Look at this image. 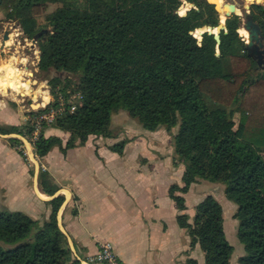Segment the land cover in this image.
<instances>
[{
    "label": "trees",
    "instance_id": "obj_1",
    "mask_svg": "<svg viewBox=\"0 0 264 264\" xmlns=\"http://www.w3.org/2000/svg\"><path fill=\"white\" fill-rule=\"evenodd\" d=\"M187 1L194 7L180 15V0H0L4 18L17 22L28 39L48 30L38 39L37 66L55 73L50 93L57 87L65 92L73 76L83 95L80 107L53 123L70 134L66 144L41 135L36 152L43 157L55 145L65 152L92 134L110 137L120 110L146 131L172 129L173 163H183L185 171L183 186L171 185L169 196L184 210L183 194L193 182L220 183L237 205L240 264H264V70L246 53L238 15L226 18L220 44L206 32L198 41L192 32L216 26L219 12L207 0ZM57 2L63 5L44 15L42 28L35 26V17ZM250 14L264 36V5L253 4ZM23 126L12 130L21 134ZM9 141L16 145L20 139ZM124 146L122 141L109 148L122 154ZM39 184L47 195L56 191L42 170ZM63 201L62 195L50 199L44 219L0 207V264H81L58 226ZM177 221L190 246L199 243L205 252V264H229L233 248L212 195L195 206L192 223L183 213ZM184 264L198 263L189 258Z\"/></svg>",
    "mask_w": 264,
    "mask_h": 264
},
{
    "label": "crops",
    "instance_id": "obj_2",
    "mask_svg": "<svg viewBox=\"0 0 264 264\" xmlns=\"http://www.w3.org/2000/svg\"><path fill=\"white\" fill-rule=\"evenodd\" d=\"M62 5L50 3L47 13ZM14 94L24 99L11 91L0 98V128L6 131L0 132V207L44 219L51 212L49 200L64 196L57 219L72 255L79 260L95 254L99 242L109 241L125 264H184L189 258L205 264V252L199 243L190 246L188 232L179 225L177 216L186 214L192 223L195 206L212 195L222 207L223 230L233 247L229 264H240L244 246L237 237L238 222L233 217L237 205L225 197L220 183L193 182L183 194L184 210L178 209L169 196L171 185L183 186L185 171L183 163H173L171 137L167 142L141 137L126 143L122 154L109 148L113 142L94 140L96 136L65 152L55 145L42 161L46 167L43 173L56 191L53 195L43 192L40 169L29 167L9 141L19 137L12 128H20L25 117L22 105L5 100ZM162 132L168 133L164 127L149 133L157 139ZM43 135L56 136L63 145L70 136L53 125L47 126Z\"/></svg>",
    "mask_w": 264,
    "mask_h": 264
},
{
    "label": "rangeland",
    "instance_id": "obj_3",
    "mask_svg": "<svg viewBox=\"0 0 264 264\" xmlns=\"http://www.w3.org/2000/svg\"><path fill=\"white\" fill-rule=\"evenodd\" d=\"M180 1H181V4L178 7L176 12L181 15V14L186 13L192 7H191V3L188 2L187 0H180ZM223 1H224V3H234L236 5V7L238 9L237 13L239 14L238 15L239 16V24H240L239 28L240 27L244 28L243 23L245 21V15L247 13H250V6H252L253 4L264 5V0H223ZM246 6H248V8H246ZM180 8H182V10H181L182 12H179ZM216 10L219 12V20L221 18H224V13L222 14L221 10H218V9H216ZM48 11H49V9H48ZM48 11L46 10L45 13L43 15H41L40 17L39 16L36 17L37 26L39 28L43 27V25L45 23L44 15L47 14ZM224 20H225V18H224ZM9 23H11V20H6L4 18L3 12L0 11V40L3 37L5 31L12 32L14 29H18V28H15L13 26H12L13 28L10 27ZM206 26H211V25H203V26L197 28L195 31L192 32V34L198 38V41L201 40L200 30L204 29ZM49 31H51V29H49ZM22 36L19 40L20 44L15 43L14 46L11 47V43H10L9 45H7V47H5V49H6L5 53L0 51V65H5L6 63L14 62V63H12L13 66L15 68L19 69L21 72L20 73V81L24 82V83H29V88L31 91H37V90H39V87L42 89H44V87H46L47 89L50 88L49 84H48V80L50 79V77H52L55 74L54 71L53 70L43 71V70H40L38 68L37 63L39 62L38 61L39 60V51H37V48L32 43H30V40H25ZM13 40H15V37H13L12 41ZM9 48H11V49L7 50ZM34 57H36V58H34ZM15 58H17V62H16ZM21 61H22L23 65H26L24 67V69H21V66H20ZM68 66H71V65L68 64ZM32 74H33L34 80H32L31 78L29 79V76L31 77ZM71 79L73 82L70 84L69 88H77L76 82H78V79L73 77V76H71ZM32 83H33V86L31 88ZM20 96H24V95H20ZM37 97H39V98H37ZM37 97H36V100H38V102H40L41 95L39 94V95H37ZM0 98H2L1 94H0ZM5 98H6L5 99L6 101L14 102L15 104H18V105H22L23 103L24 104L35 103L34 101H32L30 99L28 100V98H25L24 102H22V100H20V97L15 96V94L9 95L8 97H5ZM206 98L209 99L208 96H206ZM141 128L142 127H141L140 123H138L136 119L131 118L127 112L120 110L114 114V116L111 120V123L109 126L110 133H111L110 137L97 136V135L92 134V135L88 136V139L92 138L93 136H96L94 140H97L100 142L106 141L109 143L113 142V145L118 144L122 141H125V144H126L130 141H135L137 139H140L141 137L147 141L150 139H154V140L165 141V142H167L169 140V138L171 137L170 139L172 142V129L167 130L168 133L162 132V134L156 139V138H154L152 133H149L150 131H146L144 129L147 133H142L143 131L141 130ZM172 154H174V149H173ZM262 183H263V190L262 191L264 192V179H263Z\"/></svg>",
    "mask_w": 264,
    "mask_h": 264
},
{
    "label": "built area",
    "instance_id": "obj_4",
    "mask_svg": "<svg viewBox=\"0 0 264 264\" xmlns=\"http://www.w3.org/2000/svg\"><path fill=\"white\" fill-rule=\"evenodd\" d=\"M10 27L18 28L19 34L15 37V40L11 41V47L14 46L15 43H19L21 36L25 40H30L24 36L21 26L17 24L15 21H11L9 23ZM1 43V42H0ZM34 45V44H33ZM35 46V45H34ZM36 47V46H35ZM37 48V47H36ZM11 48L7 49L10 50ZM0 51L5 53V47L0 46ZM38 51V48H37ZM21 68L24 67L22 61L20 62ZM34 80L33 74L29 79ZM13 92L12 89L8 88L6 93ZM44 95L47 96L46 102L42 100V96L40 97V107L34 109L32 104H22V108L25 112L24 123L22 127V132L19 135L20 142L15 145V149L20 153L25 162L29 167L37 166L40 170H45L46 167L42 161V156L36 152V142L43 135V131L47 126L53 125L55 119L62 115L65 112H73L78 107H80L83 103V95L82 92L78 88H68L65 92L56 88V93L52 95L50 93V89L44 87ZM14 93V92H13ZM16 94L20 95V93ZM28 99L34 101L33 95H27ZM25 96H23L22 102H24ZM53 103V104H52ZM52 104V105H51ZM38 109H42L41 111H36ZM30 111H36L34 113L26 114ZM81 264H125L122 262L116 255L113 245L109 241H101L99 242L98 250L95 254L85 257L81 259Z\"/></svg>",
    "mask_w": 264,
    "mask_h": 264
},
{
    "label": "water",
    "instance_id": "obj_5",
    "mask_svg": "<svg viewBox=\"0 0 264 264\" xmlns=\"http://www.w3.org/2000/svg\"><path fill=\"white\" fill-rule=\"evenodd\" d=\"M191 7H194V4L192 2H191ZM225 7L227 9L224 13L225 20L222 21L220 19L216 26H206L204 29L200 30V35H202L205 32L213 35L217 44H220L221 42L220 33L223 30L224 31L226 30V18L232 14L239 15L237 13V7L234 3H225ZM246 8H248V6H246ZM181 15H185V13ZM243 24H244V28L248 32V36L245 39L241 34L239 35L242 40H245L246 53L249 57L255 60L258 67L264 70V36L262 35L261 29L259 25L253 20V17L250 13H247L245 15V21ZM214 28H216V31H214ZM47 32L48 30L46 28H43L31 38V43L38 48L39 60H40V49L38 46V39L42 34H45ZM216 55L218 56L219 53L217 52ZM32 107L34 109L39 108L40 104L37 103L36 107H34L32 104ZM16 137L20 139V137L18 136ZM58 226L63 231V233H65L63 227L59 222H58Z\"/></svg>",
    "mask_w": 264,
    "mask_h": 264
},
{
    "label": "bare ground",
    "instance_id": "obj_6",
    "mask_svg": "<svg viewBox=\"0 0 264 264\" xmlns=\"http://www.w3.org/2000/svg\"><path fill=\"white\" fill-rule=\"evenodd\" d=\"M210 3H213L216 9L221 10L222 14L225 13L227 10L225 7V3L223 0H208ZM182 8H180L179 12L181 11ZM238 12V9H237ZM223 21L224 18H221ZM13 28V27H12ZM214 31H216V28H214ZM238 32L246 39L248 36V32L245 28L240 27L238 29ZM19 34L18 29H14L12 32L10 31H5L3 37L0 40V46L6 47L7 45L10 44L12 41L13 37H16ZM4 40V41H2ZM36 58V57H34ZM17 62V58H15ZM34 61V60H33ZM14 62L6 63L5 65H0V91L5 93L8 88L12 89L13 92L17 91V93H20V95H27V94H33L34 96V101H37L36 103H33V106L36 107L38 100H36L37 95H41L42 100L46 101L47 96L44 95V89L39 87V90L37 91H31L29 88V83H24L20 81V70L15 68L13 66ZM38 93V94H37ZM39 98V97H37Z\"/></svg>",
    "mask_w": 264,
    "mask_h": 264
}]
</instances>
